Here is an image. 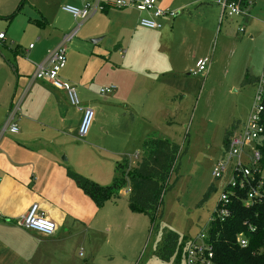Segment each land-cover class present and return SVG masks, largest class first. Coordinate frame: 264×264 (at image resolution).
<instances>
[{"label": "rangeland", "instance_id": "rangeland-1", "mask_svg": "<svg viewBox=\"0 0 264 264\" xmlns=\"http://www.w3.org/2000/svg\"><path fill=\"white\" fill-rule=\"evenodd\" d=\"M69 2L24 0L12 19L0 18V32L6 35V40L0 41V57L11 56L16 44L22 47L31 42L37 44V35L49 31V26L45 30L35 21L41 15L64 26L72 23L75 26V18L63 10ZM252 2L237 14L223 16L215 1L196 0L183 11L172 10L176 13L172 22H178V29L170 24L166 28L169 33L158 37L146 34L135 38L134 43L130 35L126 36V30H121L120 17L109 23V32L99 44H110L109 67L117 69L112 71L115 87L101 93V88L106 90L103 85L97 93L93 92L100 100L113 96L112 106L104 110L112 113L113 123L120 129L118 138L105 142L114 153V165L125 158L135 165L140 159L141 143L134 144L138 134L177 143L181 156L170 179L173 187L164 195L160 217L152 219L129 209L127 179L114 203L109 199L101 206L95 221L99 232L87 233L76 255L69 256L71 264H177V255L170 261L155 255L164 235L170 231L178 233L181 242L185 241L184 250L191 243L202 244L210 218L231 177L230 169L220 178L213 175L218 161L226 154V129L234 118L247 120L256 104L258 87L243 81L247 76L262 77L264 72V0ZM98 17L99 13L84 25ZM81 29L68 48L77 41L93 43ZM69 55L67 50V58ZM200 59L208 61V70L191 74ZM76 90L82 105L79 89ZM147 94L150 99L144 107ZM156 102L161 110L153 122L156 127L151 129L153 126L144 115L150 113ZM92 110L94 118L89 132L95 127L97 113ZM252 146L246 147V153L251 152ZM110 180L103 185L110 184ZM180 264H186L185 257Z\"/></svg>", "mask_w": 264, "mask_h": 264}, {"label": "crops", "instance_id": "crops-1", "mask_svg": "<svg viewBox=\"0 0 264 264\" xmlns=\"http://www.w3.org/2000/svg\"><path fill=\"white\" fill-rule=\"evenodd\" d=\"M69 1L67 4L82 5L81 0ZM249 1L251 5L253 2ZM21 2L24 3V0H0V15H11ZM156 2L165 10L183 11L196 0ZM105 10L90 24H83L85 28L82 27V33L84 31L87 37L101 38L102 41L109 32V23L116 16L121 18V30H126V36L130 35L133 43L135 38L146 34L152 33L158 37L169 33L166 28L170 24L176 29L179 26L178 22H172L175 17H164L161 19L163 28L148 29L139 23L140 17L146 14L136 9L128 8L124 13L109 6ZM35 21L45 30L49 26V31L40 32L36 36L37 44L31 42L28 47L16 44L11 56H3V59L0 57V125L7 116L13 98L24 95L19 116V133L8 134L0 144V213L3 215L0 220V264H71L69 256L76 255L79 243H85L87 233L92 235L93 232H99L95 221L101 213V207H97L68 176L67 167L102 185L107 183L104 181H113L115 178L119 162L114 165V153L105 142L118 138L120 129L114 125L112 113L104 110L112 106L110 99L113 96L96 99L98 96L93 90L97 93L103 85L106 88L114 86L112 71L116 72L117 69L109 67L112 57L110 44L100 45V41L94 44L87 41L70 44V55L61 76L79 89L82 108H94L97 111L95 127L84 139H80L78 133L83 111L79 108L72 109L66 92L44 80L30 85V76L34 73L35 65L61 42L66 31L75 26L73 23L64 26L59 22H52L43 15ZM75 22L77 23L76 19ZM5 40L6 35L0 39ZM145 99L144 107L150 94ZM160 108L156 102L150 113L144 115L151 122V129L156 127L153 122L159 117ZM129 136L133 137V134L129 133ZM149 136L155 135L138 134L134 144L138 141L142 143ZM79 148L92 150L81 151ZM125 192L128 196V190ZM116 198L112 197L109 201L114 203ZM33 203H38L46 216L57 224L54 235L45 236L15 223L26 214Z\"/></svg>", "mask_w": 264, "mask_h": 264}, {"label": "trees", "instance_id": "trees-1", "mask_svg": "<svg viewBox=\"0 0 264 264\" xmlns=\"http://www.w3.org/2000/svg\"><path fill=\"white\" fill-rule=\"evenodd\" d=\"M237 1L241 10L251 3L249 0ZM22 5L21 2L11 15H0V18L12 19ZM261 80H264V72L262 77L247 76L243 82L258 86ZM261 104V122L264 127V92ZM240 124V120H234L226 129V148L229 146L230 136ZM141 146V157L135 165L130 164L127 158L118 163L116 176L111 184H99L75 172L70 167H67V174L97 207H101L112 197L119 196L120 190L128 179V204L131 211L145 213L155 219L161 216L165 193L173 187L170 179L172 173L177 169L181 148L173 141L155 136L145 138ZM258 149L262 154L259 165L262 170L264 167V131ZM260 177L261 173L257 174V179ZM251 186L255 188L256 183H251ZM224 192L229 199L226 204L228 214L223 217L214 214V218H210L207 227L208 233L204 237L205 244L211 248L213 254L210 258L211 263L264 264V196L257 198L247 206L248 185L240 187L228 184L225 186ZM220 203L219 200L218 205ZM240 238L247 240L246 246L240 243ZM184 243L185 241L181 242V236L178 233L170 231L164 235L155 255L164 261H170L177 255L176 263L180 264L181 258H184L187 253V250L182 248Z\"/></svg>", "mask_w": 264, "mask_h": 264}, {"label": "built area", "instance_id": "built-area-1", "mask_svg": "<svg viewBox=\"0 0 264 264\" xmlns=\"http://www.w3.org/2000/svg\"><path fill=\"white\" fill-rule=\"evenodd\" d=\"M81 2V6L73 4H66L63 6V10L71 14L76 19L77 23L73 29L63 35L61 42L56 47L50 49L45 58L35 65L34 73L30 76V85L35 81L44 80L51 83L55 88L65 91L70 103L83 111V118L78 133L79 136L83 138L90 130L94 118V111L90 108L84 109L80 106V100L75 86L64 80L61 73L67 65L68 45L77 36L84 22L97 13L103 12L109 6H113L117 9L133 8L140 13L146 14L140 17L139 23L141 26L148 29L159 30L163 28L161 19L164 17L172 19L176 17V13L159 7L156 0H81ZM215 2L222 7L223 16H232L241 10L237 0H215ZM4 36L3 33H0V39H3ZM30 47L32 48L33 45ZM207 62L206 59L198 60L195 65V70L191 71V74L197 75L205 73L206 70H208ZM257 87L256 104L252 108L251 114L230 136L226 154L218 161L213 170V175L220 178L230 169L231 177L228 183L229 185H239L240 187H244L245 185L249 186V195L246 199L247 206L257 198L264 196V176L259 167L262 154L258 149L264 131L261 122V101L264 92V80H261ZM113 88L114 86L108 87L106 90L101 89V93L111 91ZM23 98L24 95L13 98L7 116L0 125V144L8 134L14 135L19 133V116ZM250 145H253L251 152L246 153L245 149ZM260 173L261 177L257 179V174ZM251 183H256V187L252 188ZM220 201L221 203L219 205L217 204L214 214L223 217L228 214L226 204L229 202L228 196L224 191ZM214 214L211 218H214ZM2 219L3 215L0 213V220ZM15 223L20 227L36 231L45 236H52L57 230V224L46 216L40 209L38 203H33L26 214ZM240 243L246 246L247 240L240 238ZM186 250V264H212L210 258L213 254L211 248L205 244L204 236L202 244L191 243Z\"/></svg>", "mask_w": 264, "mask_h": 264}, {"label": "water", "instance_id": "water-1", "mask_svg": "<svg viewBox=\"0 0 264 264\" xmlns=\"http://www.w3.org/2000/svg\"><path fill=\"white\" fill-rule=\"evenodd\" d=\"M100 40H101V38H94V39H92V42L96 43V42H99Z\"/></svg>", "mask_w": 264, "mask_h": 264}]
</instances>
